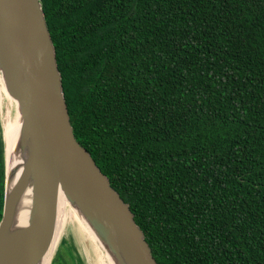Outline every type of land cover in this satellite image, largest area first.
Masks as SVG:
<instances>
[{"label": "trees", "instance_id": "obj_1", "mask_svg": "<svg viewBox=\"0 0 264 264\" xmlns=\"http://www.w3.org/2000/svg\"><path fill=\"white\" fill-rule=\"evenodd\" d=\"M41 3L74 136L157 264H264V0ZM3 190L0 127V219Z\"/></svg>", "mask_w": 264, "mask_h": 264}, {"label": "water", "instance_id": "obj_2", "mask_svg": "<svg viewBox=\"0 0 264 264\" xmlns=\"http://www.w3.org/2000/svg\"><path fill=\"white\" fill-rule=\"evenodd\" d=\"M0 83L15 126L7 146L0 101V264H52L64 244L61 233L50 255L59 195L108 264H157L128 204L74 136L41 0H0Z\"/></svg>", "mask_w": 264, "mask_h": 264}, {"label": "bare ground", "instance_id": "obj_3", "mask_svg": "<svg viewBox=\"0 0 264 264\" xmlns=\"http://www.w3.org/2000/svg\"><path fill=\"white\" fill-rule=\"evenodd\" d=\"M0 101L3 104H5V106L7 108V115H6L7 118L5 120L4 126H5V138H6V141H7V146H9L10 143H11V140H12V137H13V134H14V131H15V126L13 124V122H14V116H13V112H12V109L13 108H12V102H11V100L8 99L4 95V92L1 89V83H0ZM7 122H8L9 127L7 126ZM57 209H58L57 210V221H58L57 222V229H56L55 239L53 240V244H52V247H51V250H50V255L53 254V252L57 248L58 241H59L58 239H59V237L61 235L62 228H63V225L65 223V220L67 218L74 217V215L72 214V212L69 210V207H68L66 201L64 200V198L61 195H59V198H58V206H57ZM87 234H88V238H90V236H92L91 233L89 234L87 232ZM93 240L92 241L88 240L90 242V245H91V253L94 256V259L93 260L91 259V257L89 258L91 260V263L92 264H108L110 260H108V262H107L106 261V258L104 259V257L101 256L102 254L100 255V253L98 252L100 250H99L98 246L95 245L96 242L94 243ZM79 244L81 245L80 242H79ZM49 259H50V257L47 258L46 264L49 263Z\"/></svg>", "mask_w": 264, "mask_h": 264}, {"label": "rangeland", "instance_id": "obj_4", "mask_svg": "<svg viewBox=\"0 0 264 264\" xmlns=\"http://www.w3.org/2000/svg\"><path fill=\"white\" fill-rule=\"evenodd\" d=\"M61 233L64 234L62 237L64 244L62 242L60 243L62 244L59 250L60 255L65 259L70 260L67 247L71 246L75 252V260L80 261L79 264H92L89 258L91 257L93 260L94 256L91 253L90 242L72 217L65 220Z\"/></svg>", "mask_w": 264, "mask_h": 264}]
</instances>
